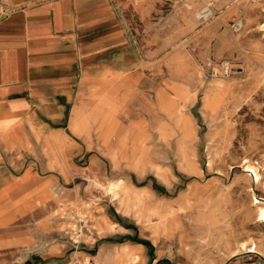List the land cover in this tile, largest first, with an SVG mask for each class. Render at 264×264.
<instances>
[{"label": "rangeland", "instance_id": "rangeland-1", "mask_svg": "<svg viewBox=\"0 0 264 264\" xmlns=\"http://www.w3.org/2000/svg\"><path fill=\"white\" fill-rule=\"evenodd\" d=\"M112 2L127 40L122 72L92 83L78 102H87L80 112L87 115L92 100L118 102L128 119L118 117L121 148L107 149L95 123L90 137L76 133L72 119L69 134L79 147H93L124 186L117 199L100 193L92 182L119 180L102 183L95 168L72 183L82 188L79 200L106 198L132 214L140 226L130 240L150 244L146 264H264V0ZM64 193L54 220L38 232L28 225L30 242H18L21 221L0 227V237L9 232L15 241L0 246V264H50L59 251L67 264H134V255L144 264L141 248L114 247L97 257V245L79 237L90 217L78 193ZM57 220L70 228L54 232Z\"/></svg>", "mask_w": 264, "mask_h": 264}, {"label": "crops", "instance_id": "crops-1", "mask_svg": "<svg viewBox=\"0 0 264 264\" xmlns=\"http://www.w3.org/2000/svg\"><path fill=\"white\" fill-rule=\"evenodd\" d=\"M126 45L112 0H0V227L9 220L21 221L24 233L19 243L30 242L26 231L32 222L38 232L44 220H54L62 190V196L78 193L76 203L90 217L81 241L97 245V257L114 247L141 248L146 264L144 245L130 240L140 226L132 214L119 210L109 197L111 201L98 202L85 198L82 204V188L72 186L95 168L102 183L119 180L111 178V166L94 155L93 147L87 143L79 147L69 133L72 119L75 132L89 136L90 124L95 123L98 140L107 149L121 148L123 128L118 117L128 119L118 102L109 97L92 100L87 115V110L80 113L87 102L78 101L107 73L122 72ZM143 139L138 135L136 141ZM129 179L122 178L135 187ZM108 186L92 182V187L112 198ZM143 188L150 190L138 189ZM51 227L57 233L70 224L57 220ZM112 239L123 242H108ZM14 242L9 232L0 237L1 247ZM62 252H55L57 260L53 257L50 264H67L59 255ZM33 258L45 260L40 255Z\"/></svg>", "mask_w": 264, "mask_h": 264}, {"label": "bare ground", "instance_id": "bare-ground-1", "mask_svg": "<svg viewBox=\"0 0 264 264\" xmlns=\"http://www.w3.org/2000/svg\"><path fill=\"white\" fill-rule=\"evenodd\" d=\"M203 13H209V12H206V10L203 12ZM248 169H251V170H254V168L253 167H248ZM253 172H255V171H253ZM123 183L122 182H111L110 184H109V186H108V191H109V193L112 195V198L113 199H117L118 197H119V195H120V192H121V190H122V188H123ZM261 211V210H260ZM146 220V219H145ZM127 249V248H126ZM140 248H138V250H139ZM123 250V249H122ZM107 256V255H106ZM124 256V255H123ZM123 258V257H122ZM114 259V258H113ZM106 261V260H105ZM139 261V257H138V255H134L133 257H132V263H136V262H138ZM91 262L89 261V260H87L86 261V264H90ZM94 264H96V263H94ZM105 264H114V262H113V260H111V259H108L107 260V262H105Z\"/></svg>", "mask_w": 264, "mask_h": 264}, {"label": "built area", "instance_id": "built-area-1", "mask_svg": "<svg viewBox=\"0 0 264 264\" xmlns=\"http://www.w3.org/2000/svg\"><path fill=\"white\" fill-rule=\"evenodd\" d=\"M81 223L83 224L84 222L81 221ZM85 230H86V226L84 225V226H82V230L79 231V234L82 235ZM81 235H79V237H81Z\"/></svg>", "mask_w": 264, "mask_h": 264}, {"label": "trees", "instance_id": "trees-1", "mask_svg": "<svg viewBox=\"0 0 264 264\" xmlns=\"http://www.w3.org/2000/svg\"><path fill=\"white\" fill-rule=\"evenodd\" d=\"M144 246H146V247H149L150 246V244L149 243H142ZM93 255H95V254H93ZM26 264H31L30 262H27Z\"/></svg>", "mask_w": 264, "mask_h": 264}]
</instances>
